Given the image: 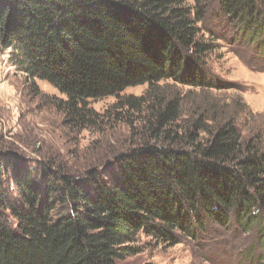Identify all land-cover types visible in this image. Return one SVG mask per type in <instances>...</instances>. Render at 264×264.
<instances>
[{
  "label": "trees",
  "instance_id": "obj_1",
  "mask_svg": "<svg viewBox=\"0 0 264 264\" xmlns=\"http://www.w3.org/2000/svg\"><path fill=\"white\" fill-rule=\"evenodd\" d=\"M214 1L264 45V0H0V53L59 90L70 125L99 126L89 101L106 97L143 123L110 183L98 168L78 175L0 154V264H119L139 252L140 234L176 244L208 219L234 216L244 230L263 221L264 153L225 109H188L167 90L223 89L206 73L213 46L199 28ZM141 85L143 96H122Z\"/></svg>",
  "mask_w": 264,
  "mask_h": 264
},
{
  "label": "rangeland",
  "instance_id": "obj_2",
  "mask_svg": "<svg viewBox=\"0 0 264 264\" xmlns=\"http://www.w3.org/2000/svg\"><path fill=\"white\" fill-rule=\"evenodd\" d=\"M199 28L203 40L213 46L203 63L206 73L223 89L175 87L169 82L168 92H181L188 109L202 103L225 109L245 142L264 153V45L244 37L224 19L218 1L210 4ZM11 52L0 53V154L30 168L50 160L78 175L98 168L112 182L116 155L138 141L143 124L139 114L116 109L120 99L106 97L89 101L90 108L104 115L99 126L70 125L61 105L66 98L51 84L20 71ZM148 88L130 87L122 96L141 97ZM12 186L6 183L16 199ZM177 236L178 243L171 244L140 234L135 243L139 252L119 264H264V218L249 230L234 216L226 226L208 219L197 238Z\"/></svg>",
  "mask_w": 264,
  "mask_h": 264
}]
</instances>
